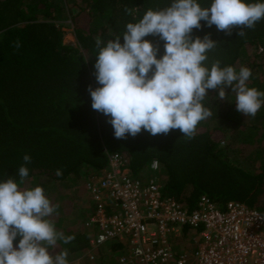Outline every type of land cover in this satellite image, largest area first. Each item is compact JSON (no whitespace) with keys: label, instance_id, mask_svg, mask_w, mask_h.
Wrapping results in <instances>:
<instances>
[{"label":"trees","instance_id":"trees-1","mask_svg":"<svg viewBox=\"0 0 264 264\" xmlns=\"http://www.w3.org/2000/svg\"><path fill=\"white\" fill-rule=\"evenodd\" d=\"M61 1L0 0V181L10 177L19 181L17 170L29 154V177L21 187L42 186L52 204L58 205L50 185L73 181L83 186L92 171L107 166L110 153L118 152L130 157L135 176L158 160L164 194L190 208L207 196L221 207L238 200L264 213V106L255 117H246L236 110L231 88L229 101H219L217 90H210L204 104L212 115L198 124L192 139L179 130L156 136L142 130L135 137L117 139L109 117L91 107L88 87L99 86L94 75L95 38L106 43L122 35L126 24L137 22L149 8H165L171 0ZM199 2L209 6L211 0ZM126 7L137 11L128 15ZM61 14L71 18L75 45L65 43V32L55 22ZM238 31L228 36L204 24L193 30V37L210 33L218 41L208 53L209 67L214 60L237 71L246 66L252 71L249 87L264 91V60H259L264 54V20L246 29L245 37H238ZM145 39L159 46L160 58L163 41L151 35ZM216 121L220 124L214 125ZM246 156L252 169L240 162ZM57 169L63 174L57 176ZM60 208L50 219L58 231L75 239L58 242L55 252L67 250L71 264L89 247L90 234L68 224ZM104 261L101 255L96 262L84 264Z\"/></svg>","mask_w":264,"mask_h":264},{"label":"clouds","instance_id":"clouds-1","mask_svg":"<svg viewBox=\"0 0 264 264\" xmlns=\"http://www.w3.org/2000/svg\"><path fill=\"white\" fill-rule=\"evenodd\" d=\"M125 11L133 15L137 10ZM262 20L264 0H211L209 6L199 0H171L165 8H149L137 22H128L122 35L106 43L95 38L94 75L99 86L88 87L92 109L109 117L117 139L135 137L142 130L152 136L179 130L194 138L198 124L212 115L204 104L210 90H217L219 101H229L231 88L236 110L255 117L264 106V91L249 87L251 69L222 67L219 60L209 67L208 53L218 41L210 33L193 37V30L214 25L228 36L239 29L238 37H245V30ZM150 35L163 41L160 58L159 46L145 39ZM23 160L16 173L19 181H0V264H69L67 250L55 249L58 242L67 244L75 237L56 229L50 217L59 206L42 186L21 187L32 158L25 154ZM62 174V169L56 170L57 176Z\"/></svg>","mask_w":264,"mask_h":264},{"label":"built area","instance_id":"built-area-1","mask_svg":"<svg viewBox=\"0 0 264 264\" xmlns=\"http://www.w3.org/2000/svg\"><path fill=\"white\" fill-rule=\"evenodd\" d=\"M147 169L135 176L130 157L114 152L89 174L90 245L71 264L96 262L107 250L115 264H264L262 211L238 200L221 207L207 196L190 208L164 194L158 160Z\"/></svg>","mask_w":264,"mask_h":264},{"label":"rangeland","instance_id":"rangeland-1","mask_svg":"<svg viewBox=\"0 0 264 264\" xmlns=\"http://www.w3.org/2000/svg\"><path fill=\"white\" fill-rule=\"evenodd\" d=\"M63 1V0H62ZM61 1V2H62ZM65 1V0H64ZM70 2H75L74 0H70ZM65 6V2L62 3ZM78 4L74 5V8H77ZM60 26H62L65 34H64V41L67 44H76V37L74 34V26L71 22V18L69 15H63L55 21ZM264 53V52H263ZM255 54L251 49L249 51V55L253 56ZM259 60H264V54L259 56ZM219 121L214 122V125H219ZM223 144L226 142H222ZM248 152V151H247ZM246 152V155L248 153ZM247 159V156L245 157ZM241 164L246 168H253V164H251L248 159L240 160ZM148 169L146 172L148 174ZM85 184V183H84ZM81 184L75 183L73 181H66L63 183H59L54 185H50V193L53 198H55L58 202L57 204L61 206L59 210L60 216L64 217L68 224H73V226L78 229H84V222L86 219V215L89 212L90 204H89V196ZM49 193V195H50ZM48 195V194H46ZM88 216V215H87ZM190 237H198L200 238L199 234L196 233L195 230H191ZM184 245H187V241L183 242ZM104 259L106 264H115L116 258L111 256L110 251H106L104 254ZM103 264V263H101Z\"/></svg>","mask_w":264,"mask_h":264}]
</instances>
